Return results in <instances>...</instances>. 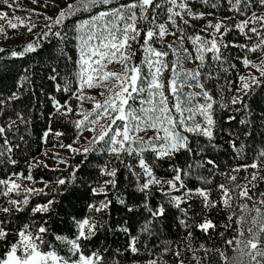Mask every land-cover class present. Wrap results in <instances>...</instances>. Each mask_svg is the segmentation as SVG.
<instances>
[{"label": "snow or ice", "instance_id": "snow-or-ice-1", "mask_svg": "<svg viewBox=\"0 0 264 264\" xmlns=\"http://www.w3.org/2000/svg\"><path fill=\"white\" fill-rule=\"evenodd\" d=\"M31 2L39 4L41 0ZM202 2L208 4L209 0ZM16 3L17 0H12V3L0 0V4L10 9ZM227 3L230 11L243 17L234 28L248 43L226 42L233 26L226 25L223 20L209 21L202 29L207 32L206 36L186 34L185 28L190 26L191 20L212 15L211 12L193 11L189 0H75L55 16L43 15L47 22L44 24L46 30L35 34L38 37L35 42H28L19 51H11L12 58L35 53L41 47V39L49 35L63 43L68 39L63 31L67 19L78 12L92 13L94 9H101L74 26L79 53L74 62V81L61 78L55 67L49 76L56 82L57 92L69 93L70 99L80 102L77 105L80 110L77 111L69 101L62 104L51 97L56 116L69 120L77 130L72 144L60 143L59 147L81 159L68 169L67 176H59L52 181L41 180L43 187L34 186L36 182L31 174L33 166L48 167L40 161L35 165L29 164L27 176L12 173L7 178H0V199L3 200L0 202V264H110V257L114 255L111 250L96 246L99 235L104 233L107 239L109 232L123 233L127 238L124 251L135 257L142 250L149 251L147 242L142 249L141 241L156 239L158 225L170 215L175 217L173 209L181 214L175 218L187 230L185 239L189 241L183 250L179 246L173 250L171 244L163 246V254L173 255L175 264H186L184 251L191 252L194 264H205L209 252L218 255L222 264H243V257L248 258V264H264V192H253L257 182L264 181V147L257 151L251 163L221 173L225 182L216 185L218 199L211 198L212 180L209 177L217 174L220 164L215 158H209L207 153L221 147L216 142L217 132L226 134L224 143L235 154L242 155L245 145L239 143L240 136L253 137L257 119L264 126V109H260L259 116L254 112L255 98L264 93V0H227ZM216 6L215 3L211 5L212 8ZM256 7L261 11L252 10ZM30 11L35 13V9ZM0 21H7L12 29L25 26L19 17L9 18V14L2 11ZM26 27L32 33L37 25L32 23ZM2 32L4 27L0 24ZM168 36L174 40L165 44ZM186 41L191 44V50L185 46ZM229 47L245 52L238 59L248 71L238 76V83L227 81L220 88V100H217L205 81L217 80V72H228L236 67L229 64L224 56V50ZM137 49L143 53L139 63L134 62ZM4 51L0 48V52ZM249 53L256 59H252ZM61 56H66L62 49ZM170 56L173 57L171 60ZM67 58L71 60V57ZM185 62L193 63L195 67L185 68ZM113 63L120 65L121 70H108ZM213 68L217 72L208 70ZM165 73L170 75L165 77ZM23 82L31 83L28 75L20 77L16 90L7 97L0 96V117L21 100ZM95 87L105 89L99 93L103 100L86 94L85 89ZM186 88L199 91L185 92ZM140 94H144L140 98V107L134 108L129 101ZM84 101H92L93 108L84 110ZM217 106L226 113L223 120L228 127L218 128ZM73 114L79 118L71 119ZM14 117L9 116L6 124L0 119V157H6L13 165L17 161L11 154L20 145L13 144L8 134L18 130L19 124L29 123L22 112L14 110ZM234 123L238 127L234 128ZM84 129L92 135L86 138L84 145L74 146L81 140L79 133ZM149 129L153 135L147 138L141 135ZM50 135L58 139L64 133H53L49 126L43 132L42 140L46 143ZM20 139L23 141L24 137ZM95 152L106 153L109 158L102 165H97L98 177L90 182L93 171L88 169V165L91 164L90 154ZM55 155L60 164H67V160ZM181 156L184 157L183 163H178ZM165 165L167 174L158 176L157 169ZM122 169L128 174L127 186L132 189L130 202L122 195ZM203 169H207V175L201 171ZM248 169L253 171L241 183L237 174ZM52 171L59 169L53 168ZM81 173L89 180H80ZM23 180L32 181L33 186L25 185ZM194 181H199L200 186H190ZM154 190L161 194L159 204L152 202ZM33 197H41L43 202L33 204ZM83 200L89 201L85 205L86 211L77 209L74 203ZM114 200L122 206L117 211L130 215L112 223L109 218ZM64 201L73 209L64 212L63 221L71 232V238L57 234L50 223L51 217L60 214L57 208L64 211ZM197 201L202 210L199 221L189 214ZM218 208L228 213L223 228L234 232L231 238L224 240V244L238 256H229L220 248L208 249L204 244L198 249L191 246L193 227L205 234H210V229H217V224L206 213ZM29 211L31 217L28 222L10 227L18 219L15 213ZM130 220L134 223L130 224ZM219 234L223 237L225 233ZM49 236L63 246V252L46 239ZM201 251L204 256L198 255ZM118 254L119 249L115 255ZM132 264H137V261ZM145 264H162V261L149 258Z\"/></svg>", "mask_w": 264, "mask_h": 264}, {"label": "trees", "instance_id": "trees-1", "mask_svg": "<svg viewBox=\"0 0 264 264\" xmlns=\"http://www.w3.org/2000/svg\"><path fill=\"white\" fill-rule=\"evenodd\" d=\"M57 2H63L62 5H59ZM121 2H126V0H121ZM75 0H41L39 4H36L38 8H41L42 11L39 18H35L32 23L36 24L37 27L33 29L32 33L27 31V25H30L31 18L34 13L30 11H26V9L22 8H8L5 4H0V11L8 13L9 18L12 16L15 17H23L26 20L24 23L25 26H19L16 29H12L8 26L7 21H0V24L4 27V32L0 33V48H4V52H0V96L7 97L12 91L16 90L17 82L20 80V77L23 75H28L31 83L23 82V92L21 95V100L15 102L13 107L7 109L6 114L0 119L6 124L9 116L14 117V110L22 112L25 117L29 120L27 125L19 124L17 126L18 130H14L8 134V138L13 142V144H19V148H15L13 153L11 154L12 158L17 161L15 165L9 163L6 157H0V178H7L12 173H22L24 176L29 174V164H34L39 158L46 156L48 158L57 159L55 154H58L60 158L67 160V164H63L62 168H58L59 171H52L53 168L43 167V166H33L31 169V174L33 176V180L36 183H40L41 180L52 181L55 180L59 176H67L68 169L75 165L81 157L71 154L69 156H65L63 154L53 152L56 150H61L65 148L59 147L60 143L64 144H72L73 140L76 139L77 130L74 128L73 124L69 122V120L58 117L55 114V110L52 107L51 97H55L62 104L67 100L72 105L74 109L79 111L77 105L80 104L75 98H69V93H65L63 91L57 92L55 89L54 81L49 79V76L52 74L51 69L57 68L61 78H68L74 81V73L76 70L75 61L78 58V45L75 37V32L73 31L74 26L77 22L88 19L90 15L95 14L96 11L101 9H94L92 13L89 12H78L76 15L70 17L65 21V26L63 31L67 33L68 39L67 41L61 43L57 38L49 35L46 39H41V47L35 53L26 54L22 58H12L11 51L21 50L28 42H35L38 37L35 35L41 31H44V24L47 23L42 17L43 15L47 16H55L57 12L61 9L66 8L68 4H74ZM215 3L217 6L212 8L211 5ZM45 4L50 5L52 8L50 12H45ZM189 4L193 11L196 12H211L212 15H206L203 19L191 20L190 26L185 28L186 34L200 33L201 35H207V32H203L202 29L208 24L209 21L215 23L217 20H223V22L228 26H233V30L228 33L226 36V42L228 43H248L243 35H241L237 30H235L234 25L243 17L239 16L237 13L230 11L228 7L227 0H209L208 4L202 2V0H189ZM253 11H261L259 7L252 9ZM45 13V14H44ZM228 17L229 19H224ZM184 27L183 25H181ZM55 30V29H54ZM223 30V29H222ZM210 32L211 29H208ZM8 37H20V42L16 44H7L5 42ZM174 40V37L168 36L165 39V44L170 43ZM160 47L159 44L156 45ZM185 46L192 49V46L187 41L185 42ZM61 49L66 56H61ZM245 52L240 48L229 47L224 50V56L228 60L229 64H235L236 67L230 69L228 72H217V69H208L214 72H217L218 79L217 80H207L205 81L206 86L209 90L214 94L215 99L220 100V88L226 84L227 81H235L238 83V76L240 74L247 73L248 69L244 67L241 63V60L238 57H243ZM252 59H256L254 54H248ZM67 57H71L69 60ZM173 57H169L171 60ZM143 59V53L137 49V54L134 57V62L139 63L140 60ZM115 64V63H114ZM185 68H194L195 65L190 62H185ZM227 67V65H225ZM25 69H28V72L25 73ZM120 69V68H119ZM205 70V71H208ZM147 71V69H145ZM170 73H165V77L169 76ZM63 83V79L60 80ZM73 90L76 88L75 82H73ZM190 89H185V92ZM194 90V89H193ZM199 91V89H195ZM105 89L102 91L104 92ZM167 94V93H166ZM144 96V94H140L136 99L130 100L129 103L134 108L140 107V98ZM96 97V96H94ZM264 93L261 96L255 98L254 103V112L257 116H259L260 109H264ZM98 100H103L104 97H96ZM85 102L92 101H84L83 109L87 110L85 107ZM226 115L223 111L219 110L217 106V114L216 119L218 121V128L220 126L228 127L224 124L223 117ZM71 119H78V117L73 114L71 115ZM257 125L253 137L246 138L243 135L240 136L239 143H244L245 148L242 155L235 154L228 146L224 143L227 139L226 134H221L219 131L217 132V143L221 145V147L216 150L213 149L207 153L209 158H215L220 164V169L216 175L209 177L212 180L211 188V198L218 199L219 193L216 190V185L222 182H225V177L221 173H227L231 171L232 168L243 165L245 163H251L253 159L256 158L257 151L264 147V126L262 122L257 119L255 121ZM51 126L53 133L56 131L63 132L64 135L60 138H56L54 135H50L47 142L45 143L42 140L43 132ZM233 127L236 128L238 125L235 123ZM86 130V129H84ZM80 131L79 135L84 131ZM141 135L151 136L153 132L151 129L146 132L141 133ZM23 136L24 139L21 141L20 137ZM0 143H2V138H0ZM206 143V142H205ZM55 145V147H54ZM47 153V155H45ZM91 164L88 165V169L93 171V175L91 177L90 182H94L98 177V171H96L97 165H102L106 160H108V155L106 153L95 152L90 154ZM184 157L181 156L178 158V163H183ZM58 161V159H57ZM43 164V163H42ZM121 180L124 183L121 187L124 189L122 195L124 198L128 199L130 202L129 193L132 191L130 187L127 186V177L128 174L123 169ZM205 175H207V169L201 170ZM252 169H248L247 171H240L237 175L240 177V182L244 183V177L250 176ZM168 172L167 165L162 168L157 169L158 176H165ZM80 180H89V177H86L81 173ZM27 181V180H25ZM33 184L32 181H29ZM42 184V183H41ZM190 186H200L199 181H194ZM43 187V185H42ZM54 187V185H53ZM79 187V185H77ZM83 190V189H81ZM254 193L264 192V181H258L257 187L253 190ZM139 195V194H137ZM258 198V197H257ZM162 200L161 194L154 190V204H159ZM0 202H3L0 199ZM33 204L37 202H43L41 197H33ZM88 200L83 201H74L77 209H82L86 211L85 205L88 203ZM122 206L115 203L114 200V208L110 215V222L115 223L116 221L121 220V218H128L130 214H127L125 211H117L116 209H120ZM62 208L64 211H60V208H57V211L60 212L59 215H55L50 218V223L53 225V230L57 234L69 236L71 238V232L68 231L67 225L63 223L65 220L64 212H71L73 209L69 206L67 201H64ZM175 213V217H179L181 214L176 212L175 209L172 210ZM201 207L199 202H194L191 209L189 210L190 216L199 221L201 219ZM18 219L13 221V225L10 227H15L18 224H22L24 222H28L31 213H15L14 214ZM206 215L213 220L215 224H217L216 230H209L210 234H205L204 232L193 227L191 230L193 232V236L191 238V246L193 248L198 249L201 244H204L208 249L220 248L224 250L229 256L237 255L238 253H234L231 248L224 244V240L231 238L234 235V232L229 229L225 230L223 225L227 223V211L222 208L213 209L210 212H207ZM173 216H169V219L161 222L158 225V236L156 239L152 240H142L141 246L143 249V245L147 242V246L149 251L144 252L142 250L141 254L133 257L130 253H126L124 249L127 245V238L123 233H111L107 234V239H105L104 233L99 235V239L96 242L97 247L101 248H109L111 252L114 254L110 257V264H132L135 260L137 264H145V261L149 258H159L162 261V264H175L176 258L171 254H163L162 248L163 246H167L171 244L173 250L177 246H179L182 250L185 245L189 243L185 239L187 236V230L179 224V220ZM39 219V217H37ZM130 224L134 223V220L129 221ZM235 225H233V228ZM220 232H224V236H220ZM133 234H135V229L133 228ZM9 239H12L10 237ZM53 246H57L62 252L64 251L63 246L59 245V242L55 241L52 236L46 237ZM91 247V245H90ZM120 250V254L115 255L116 250ZM200 256H204L205 254L201 251L198 253ZM183 258L186 261V264H194L191 259V252L184 251ZM205 264H222L218 255L214 252H209L205 259ZM243 264H248V258L243 257Z\"/></svg>", "mask_w": 264, "mask_h": 264}, {"label": "rangeland", "instance_id": "rangeland-1", "mask_svg": "<svg viewBox=\"0 0 264 264\" xmlns=\"http://www.w3.org/2000/svg\"><path fill=\"white\" fill-rule=\"evenodd\" d=\"M69 1H72V0H69ZM9 3H12V0H8ZM59 3V5H62L63 2H57ZM14 7H19V8H22V9H26V11H30L32 9H35V13L39 12V11H42L41 8H38L36 4H33L31 2V0H17V3ZM52 8L50 7V5L47 4V6L45 7V12H50ZM31 13H34L32 11H30ZM44 12V11H42ZM33 14L32 18L30 19L31 22L30 24H32V21L35 19V18H39V16H37L36 14ZM45 14V13H44ZM21 20L24 21V23H26V20L23 18V17H19ZM13 22H17L15 20H13ZM20 37H8L6 38L5 42L7 44H16V43H19L20 42ZM120 68V65L118 64H111L108 66V70L110 71H120L121 69ZM104 90V88L102 87H95V88H92V89H85V92L87 95H90V96H96V97H100L99 93H101L102 91ZM191 91H196L198 92L197 90H193V89H190ZM85 107L87 108V110H91L94 106L93 102H85ZM78 117V116H77ZM79 118V117H78ZM92 135V133H90L89 131L87 130H84L81 134H80V137H81V140L79 141L78 144L74 145V146H82L86 143V138L90 137ZM53 152H57V153H60V154H63L65 156H69L71 155L72 153H70L67 149H61V150H56V151H53ZM37 161H40L42 162L43 164H46L48 165L49 168H62L63 167V164H60L59 161H57V159H53V158H48L46 156H43L41 158H39ZM35 165V163L33 164ZM22 183H24L25 185L27 186H33V184L29 181H25L23 180ZM35 187H42V184L41 183H35L34 185Z\"/></svg>", "mask_w": 264, "mask_h": 264}]
</instances>
